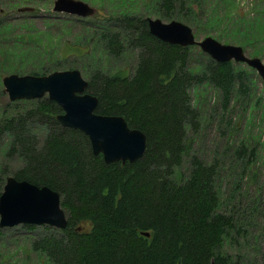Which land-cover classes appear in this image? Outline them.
Segmentation results:
<instances>
[{
    "label": "trees",
    "instance_id": "16d2710c",
    "mask_svg": "<svg viewBox=\"0 0 264 264\" xmlns=\"http://www.w3.org/2000/svg\"><path fill=\"white\" fill-rule=\"evenodd\" d=\"M175 2L161 0L168 10L163 17L187 24L195 29V36H208L227 20L232 29L223 25L219 38H231L245 51L264 42V5L251 7L256 18L247 27L246 13L238 11L237 0L180 1L182 19L173 13ZM65 16L64 23L74 19L87 29L85 36H76L78 47L61 43L50 51L44 41L28 43L22 38L23 48L16 49L26 59L23 65L45 67L47 61L58 67L66 66L72 55L77 60L87 58L89 63L69 68H81L89 76L88 93L99 99L96 113L124 117L131 129L147 135L149 147L135 163L107 164L102 155H94L88 136L58 122L62 109L47 96L3 105L0 142L8 138L7 155L24 162L11 175L58 192L68 217L64 230L41 226L47 233L34 239L33 249L50 264H264L225 250L226 243L234 240L233 232L243 234L246 229L238 226L235 213L224 210L220 160L191 156L195 135L216 110L207 97L200 98L201 89L204 94L216 90L223 97L221 108L227 111L245 73L234 61L217 62L198 46L183 48L159 40L150 33L148 19L128 13L106 18ZM5 18L0 12V42L14 28ZM46 26L55 30L50 22ZM55 31L60 39L66 36L60 27ZM45 37L54 44L50 31ZM263 54L254 52L256 57ZM122 59L126 60L119 65L133 60L136 65L115 68L114 62ZM2 86L0 80L4 96ZM237 153L243 180L252 172L250 158L256 151L244 144ZM245 155L247 160L241 157ZM186 158L190 159L187 174L183 171ZM9 175L6 170L0 174V196ZM260 238L264 241V215Z\"/></svg>",
    "mask_w": 264,
    "mask_h": 264
},
{
    "label": "rangeland",
    "instance_id": "374dc122",
    "mask_svg": "<svg viewBox=\"0 0 264 264\" xmlns=\"http://www.w3.org/2000/svg\"><path fill=\"white\" fill-rule=\"evenodd\" d=\"M80 1L86 2L98 10L96 16L92 18H106L128 13L142 19H160L165 23L178 21L163 17V15L168 13V10L162 5L161 0H139L138 4L136 2L126 3L125 0L109 2L104 0ZM175 1L173 3L175 6L173 13L176 18L182 19L183 12L179 15L178 8L180 1L184 2L185 0ZM54 2L55 0H37L36 2L28 3H23L20 0H0V12L6 15L7 18L5 20L11 22L14 26L13 32L7 33L4 40L0 42V70L3 74L0 80L2 85L3 78L9 75L25 76L36 73L40 76H45L49 75L48 73L51 74V72L72 70L69 68L71 64L82 65L89 63L87 58L77 60V56L72 55V59L66 61V66H63L62 63L58 67H51L47 61H45V67L39 64L36 67L23 65L27 64L23 63L26 59L22 60V52L18 53L16 49L17 46L20 49L23 48L22 38H25L28 43H37V40L44 41L46 43L44 46L52 51L57 47L60 48L61 43L78 47L76 36L86 35L85 31L87 29L83 28L74 19L70 23H64L67 17L65 14L53 11ZM237 3L238 11H243L244 14L248 15L245 14L244 18L247 27L251 26L253 24L252 21L256 18V12L250 11L251 7L256 10L261 9L264 5L256 0H237ZM129 5L135 7L129 11H121L120 6L124 9L125 6ZM22 8H31L32 11L21 13L19 10ZM208 13H211V10H208ZM46 21L54 25L53 28L55 30L58 27L62 28L66 32V36L63 39L57 37L55 30L48 29ZM223 25L232 29L231 23L225 20L221 26H215L213 31H210V35L196 36L197 40L201 41L206 37H213L222 44L238 45L231 38L228 39L224 36L221 39L218 37V34L224 28ZM48 31L53 36L52 43L54 44H50L48 37H45ZM193 31L195 33V29ZM96 37L97 35L95 34L93 38ZM85 39H90V37ZM83 47L82 45L80 49H83ZM255 50L264 52V42H257L253 47L251 46L249 49L246 48V51L244 50L248 57L260 58L264 63V54L256 57L254 56ZM126 59L115 61L114 67L121 68L124 66L131 67L132 64L136 65L135 60L125 62L123 65L118 64ZM236 67L245 73L246 79L239 83L238 87L240 89L227 111L221 108V99L223 97L216 90L208 89L205 95L203 89H201L200 98L205 99L207 97L210 105L216 110L215 115L213 117L208 116L206 121L202 123L199 132L195 135L191 156L203 157L209 161L214 158L220 160L223 166L222 192L226 202L224 210L235 213L240 223L238 226L242 225L246 229L243 234L233 232L234 240L226 243L225 250L233 255H241L244 258L257 261V263H264V241L260 238L264 215V81L259 73L247 64L236 63ZM73 70H80L83 77L89 81V76L83 69L77 68ZM204 89H207L206 86ZM2 90L4 92V86H2ZM194 94L196 95V93ZM9 101L7 94L4 96L0 95V108ZM1 113L2 110H0V120L2 118ZM2 141L0 142L2 146V149H0V174L3 170H6L10 173L8 177H14L11 174L19 170L24 162L18 156L9 157L6 153V143L9 142V139L3 137ZM244 144L251 149L255 148L256 155L250 158L251 163L253 162L252 172H249L243 180H240L242 165L235 158L238 155V148ZM241 157H245L244 160L248 159V155ZM189 169L190 159L186 158L183 164V171L187 174ZM236 192L238 194L233 198L232 196ZM24 226L1 229L0 264H50L32 247L34 239L38 238L40 234H46L47 230L41 226H34L36 227L35 230L26 229Z\"/></svg>",
    "mask_w": 264,
    "mask_h": 264
},
{
    "label": "water",
    "instance_id": "95a60500",
    "mask_svg": "<svg viewBox=\"0 0 264 264\" xmlns=\"http://www.w3.org/2000/svg\"><path fill=\"white\" fill-rule=\"evenodd\" d=\"M22 8L19 12H30ZM53 11L81 18L96 16L98 10L80 0H55ZM150 33L170 45L183 48L198 46L213 60L221 63H244L256 70L264 81V63L250 58L238 45L222 44L213 37L198 41L193 29L179 21L165 23L148 19ZM4 93L10 101L37 100L48 97L62 109L57 116L65 128L83 132L89 137L95 156L102 155L107 164L135 163L148 151V137L138 129H131L121 116L96 113L99 99L88 93L89 82L80 70L56 71L45 76L16 74L3 78ZM68 217L62 207L61 195L53 189L28 181L8 177L0 196V228L20 225L50 226L60 230L68 227ZM78 228V231H81ZM150 237V233H142Z\"/></svg>",
    "mask_w": 264,
    "mask_h": 264
}]
</instances>
